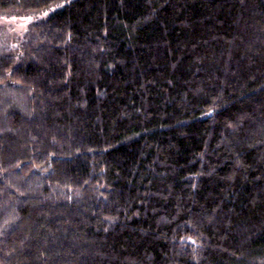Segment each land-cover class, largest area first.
<instances>
[{
    "label": "trees",
    "instance_id": "obj_1",
    "mask_svg": "<svg viewBox=\"0 0 264 264\" xmlns=\"http://www.w3.org/2000/svg\"><path fill=\"white\" fill-rule=\"evenodd\" d=\"M61 4L0 53V264H264V0Z\"/></svg>",
    "mask_w": 264,
    "mask_h": 264
},
{
    "label": "rangeland",
    "instance_id": "obj_2",
    "mask_svg": "<svg viewBox=\"0 0 264 264\" xmlns=\"http://www.w3.org/2000/svg\"><path fill=\"white\" fill-rule=\"evenodd\" d=\"M61 6V4H57L48 8L41 14H30L23 17L0 15V53L8 51V48L14 44L18 37L20 35L23 36L31 22L38 21L41 17L46 16L54 11L55 8H60Z\"/></svg>",
    "mask_w": 264,
    "mask_h": 264
}]
</instances>
